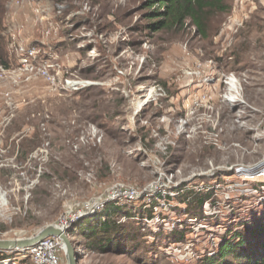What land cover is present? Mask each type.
Masks as SVG:
<instances>
[{"label": "rangeland", "instance_id": "obj_1", "mask_svg": "<svg viewBox=\"0 0 264 264\" xmlns=\"http://www.w3.org/2000/svg\"><path fill=\"white\" fill-rule=\"evenodd\" d=\"M142 1H7L6 46L18 34L36 43L59 92L24 80L6 47L0 239L32 237L114 184L161 192L150 207L109 203L127 206L134 217L120 219L121 232L133 225L138 254L150 253H130L125 237L100 250L74 236L107 204L73 224L78 264H205L220 240L264 215V0L230 1L205 41L189 24L150 32ZM64 78L77 89L62 88ZM184 193L209 197L202 214ZM4 256L0 264H34Z\"/></svg>", "mask_w": 264, "mask_h": 264}, {"label": "trees", "instance_id": "obj_2", "mask_svg": "<svg viewBox=\"0 0 264 264\" xmlns=\"http://www.w3.org/2000/svg\"><path fill=\"white\" fill-rule=\"evenodd\" d=\"M7 1L0 0V65L4 67L8 66L4 36ZM230 1L232 0H143L138 13L140 20L145 22L144 26L152 33L182 30L189 24L205 41L213 32V19L230 12ZM178 197L182 198L181 203L189 205V211L193 207L200 210L199 214H202V206L209 199L192 193L179 194ZM112 205L109 204L103 213L98 214L101 222L95 225L83 223L74 236L88 240L90 246L86 248L100 250L119 245L125 237L128 239L127 247L131 248L130 253L144 257L148 255L150 252H144V249L138 254L139 235L133 225L130 228L128 226L127 234L121 232L124 223H121L120 219L129 220L134 215L128 213L125 204ZM244 227V231L231 233L230 238L224 237L220 240L215 256L205 259V264H264V215L256 221L245 222ZM5 254L7 252H0V258H4Z\"/></svg>", "mask_w": 264, "mask_h": 264}, {"label": "built area", "instance_id": "obj_3", "mask_svg": "<svg viewBox=\"0 0 264 264\" xmlns=\"http://www.w3.org/2000/svg\"><path fill=\"white\" fill-rule=\"evenodd\" d=\"M56 7H58V13H60L62 7L58 5H56ZM35 11L37 12V10ZM49 33L50 32H47V35ZM4 36H6L5 33ZM7 47L14 52L19 70L22 72V76H25L24 80H29L35 76L39 77L46 81L51 91L59 92V76L57 73L55 75L50 73L49 67L47 66V60L44 57H39V50L36 43L28 42V39L21 37L18 34L12 37ZM3 73L4 71L1 68V75H3ZM17 78L20 79L19 77ZM61 87L71 89L72 91L77 89L78 83L74 82L72 79L64 78ZM154 190L155 189L152 190L151 186L147 191H140L137 188L125 184H114L107 189L102 198L83 203L76 213L69 215L68 217L62 216L61 220L56 225L64 231L66 229L71 230L74 228L73 224L75 221L87 217L92 213L95 214L97 211L100 212V210L107 204L114 202H135L143 199L142 203L150 207L152 205L151 196L154 197V195L161 193L158 191V193H154ZM24 251V255L31 257L34 264H61V252H63V246L58 239L49 237L42 240L34 247Z\"/></svg>", "mask_w": 264, "mask_h": 264}, {"label": "water", "instance_id": "obj_4", "mask_svg": "<svg viewBox=\"0 0 264 264\" xmlns=\"http://www.w3.org/2000/svg\"><path fill=\"white\" fill-rule=\"evenodd\" d=\"M71 230L65 231L51 224L40 229L35 235L28 238L0 239V252H19L34 247L42 240L53 237L58 239L62 246L66 264H78L79 256L73 241L70 238Z\"/></svg>", "mask_w": 264, "mask_h": 264}, {"label": "bare ground", "instance_id": "obj_5", "mask_svg": "<svg viewBox=\"0 0 264 264\" xmlns=\"http://www.w3.org/2000/svg\"><path fill=\"white\" fill-rule=\"evenodd\" d=\"M71 231H72V230H71ZM19 253H20L21 255H24V254H25V251L22 250V251H19Z\"/></svg>", "mask_w": 264, "mask_h": 264}]
</instances>
